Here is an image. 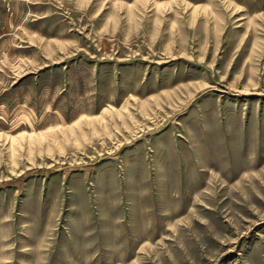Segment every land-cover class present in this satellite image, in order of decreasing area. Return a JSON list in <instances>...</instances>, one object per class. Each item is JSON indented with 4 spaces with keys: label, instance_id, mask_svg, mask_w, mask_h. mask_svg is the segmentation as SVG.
Instances as JSON below:
<instances>
[{
    "label": "rangeland",
    "instance_id": "obj_1",
    "mask_svg": "<svg viewBox=\"0 0 264 264\" xmlns=\"http://www.w3.org/2000/svg\"><path fill=\"white\" fill-rule=\"evenodd\" d=\"M0 264H264V0H0Z\"/></svg>",
    "mask_w": 264,
    "mask_h": 264
}]
</instances>
